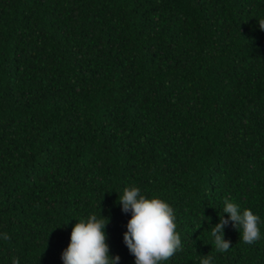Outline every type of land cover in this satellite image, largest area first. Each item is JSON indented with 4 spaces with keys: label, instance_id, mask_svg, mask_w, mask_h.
Here are the masks:
<instances>
[{
    "label": "trees",
    "instance_id": "obj_1",
    "mask_svg": "<svg viewBox=\"0 0 264 264\" xmlns=\"http://www.w3.org/2000/svg\"><path fill=\"white\" fill-rule=\"evenodd\" d=\"M262 18L264 0H0V264H63L92 214L135 264L130 186L174 209L183 250L161 264H264ZM225 198L260 239L230 223L221 253Z\"/></svg>",
    "mask_w": 264,
    "mask_h": 264
},
{
    "label": "clouds",
    "instance_id": "obj_2",
    "mask_svg": "<svg viewBox=\"0 0 264 264\" xmlns=\"http://www.w3.org/2000/svg\"><path fill=\"white\" fill-rule=\"evenodd\" d=\"M259 29L264 31V18L257 21ZM123 213L131 214L127 222V231L123 234V242L129 253L135 258V264H161L168 261L176 252L183 250L180 234L175 223L174 209L160 198H147L138 187L123 189L118 197ZM223 213L219 223L211 228V237L217 252H227L231 241L224 239V229L230 223L240 234V239L252 245L260 239V217L251 209H243L230 199H224ZM102 217V216H101ZM109 220L98 218L95 214L80 219L74 224L70 241L61 254L63 264H119L120 257H110L106 243L105 228ZM5 238L8 239L7 235ZM200 264H211V254L199 257ZM12 264H19L13 258Z\"/></svg>",
    "mask_w": 264,
    "mask_h": 264
}]
</instances>
